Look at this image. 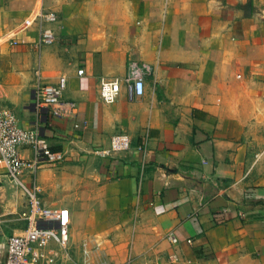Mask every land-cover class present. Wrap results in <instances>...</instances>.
<instances>
[{"label":"crops","instance_id":"1","mask_svg":"<svg viewBox=\"0 0 264 264\" xmlns=\"http://www.w3.org/2000/svg\"><path fill=\"white\" fill-rule=\"evenodd\" d=\"M74 1L43 0L56 39L38 49L37 23L25 26L36 0H0V109L66 153L34 178L42 204L68 213L64 263L264 264V0ZM129 62L150 67L144 94L123 86L103 103L99 80L124 78ZM37 68L49 83L67 77L75 117L35 107ZM120 131L130 149L102 155ZM0 189L4 264L25 197L2 166Z\"/></svg>","mask_w":264,"mask_h":264},{"label":"built area","instance_id":"2","mask_svg":"<svg viewBox=\"0 0 264 264\" xmlns=\"http://www.w3.org/2000/svg\"><path fill=\"white\" fill-rule=\"evenodd\" d=\"M58 19L57 13L44 8L43 0H36V4L25 26L37 23V48L52 44L56 34L51 24ZM146 64L129 62L127 75L124 78H101L98 93L105 104H112L119 98L123 86L135 96L144 94L143 72L149 71ZM84 70L77 69V75ZM39 68L35 69L33 81V100L37 109L45 108L51 117L73 118L77 113L74 100L64 98L67 87V77L60 75L56 82L44 81ZM75 127L78 122H75ZM147 137L137 149L145 151ZM130 137L123 131L110 137L109 147L102 150V155L116 154L130 149ZM27 149L28 157L21 155V150ZM63 150H54L41 135L39 127L22 126L16 113L10 108L0 109V166L5 169V175L10 182L19 188L25 197V207L20 213L26 222L25 229L20 234L9 235L5 240L4 264H65L63 254H66L70 239V220L66 210L49 207L39 199V186L34 182L37 170L44 164L56 165L65 160ZM27 170L33 182L25 185L22 181ZM56 239L57 250L48 251L50 240ZM172 243L176 242L173 235H169ZM125 264H128L127 262Z\"/></svg>","mask_w":264,"mask_h":264},{"label":"rangeland","instance_id":"3","mask_svg":"<svg viewBox=\"0 0 264 264\" xmlns=\"http://www.w3.org/2000/svg\"><path fill=\"white\" fill-rule=\"evenodd\" d=\"M108 1H114V0H75L74 2H71L72 3V5L71 6H73V5H76V6H84L85 7V5H88V4H90L91 2H100V3H104V2H108ZM77 3V4H76ZM74 7V6H73ZM77 35H79L80 36V33H78ZM39 49V48H38ZM63 58H64V65H68V63H71L72 62V60H73V58H74V60H75V55H73L72 54V52H65L64 53V56H63ZM130 59V61H131V57H129L128 58V60ZM75 68H77V66L75 67ZM58 74V73H57ZM50 166H52V165H50ZM53 166H55V165H53ZM12 184V183H11ZM12 186H14L13 184H12ZM14 187H16L20 192H22V190H21V188H19V187H17V186H14ZM4 192H3V189H0V220L1 219H3L5 216H4V214H2L3 212H4V208H5V204H6V201H5V199H3L4 198V195L3 196H1V194H3ZM20 194H23V193H20ZM23 196V195H22ZM19 211L20 210H18L17 211V213H19ZM17 213H14L13 215H17ZM18 222H20V224H22L23 225V221L22 220H18ZM20 224H13V226L12 227H18V229H19V226H20ZM111 235V234H110Z\"/></svg>","mask_w":264,"mask_h":264}]
</instances>
